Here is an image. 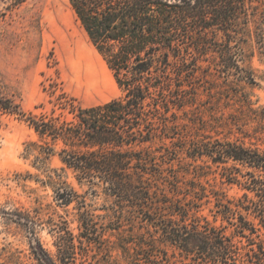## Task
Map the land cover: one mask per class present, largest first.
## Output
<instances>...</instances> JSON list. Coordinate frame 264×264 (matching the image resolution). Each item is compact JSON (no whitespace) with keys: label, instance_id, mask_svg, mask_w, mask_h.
<instances>
[{"label":"trees","instance_id":"trees-1","mask_svg":"<svg viewBox=\"0 0 264 264\" xmlns=\"http://www.w3.org/2000/svg\"><path fill=\"white\" fill-rule=\"evenodd\" d=\"M67 2L121 95L81 107L60 93L49 114L36 116L0 91V121L21 117L33 131L23 158L64 212L38 207L11 219L28 237L31 259L264 264V150L246 144L252 136L242 131L251 123L264 130V107L246 91L257 84L252 58L264 57V0ZM221 102L233 110L226 117ZM223 128L242 139L219 138ZM52 157L59 170L46 166ZM213 166L241 197L202 181ZM65 170L82 193L62 180ZM40 224L54 238V255L36 237Z\"/></svg>","mask_w":264,"mask_h":264},{"label":"rangeland","instance_id":"rangeland-1","mask_svg":"<svg viewBox=\"0 0 264 264\" xmlns=\"http://www.w3.org/2000/svg\"><path fill=\"white\" fill-rule=\"evenodd\" d=\"M251 65L257 75V84L247 87L246 91L251 95L254 107H264V57L255 55ZM0 91L18 103L24 113L36 116L49 114L50 101L60 93L81 107L104 104L121 95L111 71L89 43L67 0H24L18 5L10 0H0ZM50 92L54 93L51 97ZM223 104L219 105L226 117L233 110L223 108ZM255 127L256 124L251 123L242 128L252 136L244 141L256 143L264 150V130L258 129L255 133ZM218 131L221 132L219 138L242 139L236 129L231 134L227 128ZM33 140L35 134L23 118L1 117L0 264H35L30 256L28 237L11 221L17 214L32 213L38 207H49L51 212L64 214L55 206L53 189L36 182L44 176L32 166V159L23 158L25 144ZM46 166L56 170L62 167L56 157L49 159ZM220 172V168L213 166L202 181L215 185L228 198L241 197L242 189L223 182ZM61 175L62 180L80 193L86 189L77 186L71 171L65 170ZM94 202V207L102 204L101 200ZM71 208H68L69 212H72ZM202 214L213 219L207 208ZM41 218L47 219L48 214L44 212ZM75 225H70L74 232ZM35 234L43 247L54 255V238L49 227L40 224L36 226Z\"/></svg>","mask_w":264,"mask_h":264}]
</instances>
